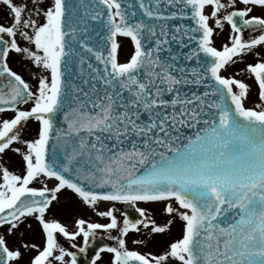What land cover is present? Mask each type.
I'll use <instances>...</instances> for the list:
<instances>
[{
    "label": "water",
    "instance_id": "1",
    "mask_svg": "<svg viewBox=\"0 0 264 264\" xmlns=\"http://www.w3.org/2000/svg\"><path fill=\"white\" fill-rule=\"evenodd\" d=\"M218 1L58 0L41 165L89 197L176 198L191 212L187 264H264V118L243 110L217 74L200 6ZM232 26L247 44L241 22ZM116 33L136 44L131 67L115 65ZM28 96L0 57V109ZM43 199L24 192L0 220ZM123 212L138 218L132 206Z\"/></svg>",
    "mask_w": 264,
    "mask_h": 264
},
{
    "label": "rangeland",
    "instance_id": "2",
    "mask_svg": "<svg viewBox=\"0 0 264 264\" xmlns=\"http://www.w3.org/2000/svg\"><path fill=\"white\" fill-rule=\"evenodd\" d=\"M226 1L225 10L238 6L237 0ZM17 2L23 4L24 11H17L15 16L25 22L27 20V28L17 42L18 54L10 64L25 81L32 96L10 111H0V179L3 187H12L14 191L27 185L29 179L43 178L44 188L55 189L56 200L62 201L63 206H71L73 212L82 214V236L94 231L116 241L124 249L139 250V255L152 264H185L180 242L184 238L188 212L181 209L176 201L137 203L141 216L135 224H130L122 217L118 203L101 200L83 203L63 185L56 184L57 180L40 173L41 176L36 170L39 133L45 119L46 99L49 102L52 89L51 62L56 53L53 0ZM221 12L225 11L214 13L211 10L205 14L210 29L209 44L225 49L230 43L228 48L233 51L234 32L223 20ZM3 13L6 14L5 11ZM40 18L44 21L38 23ZM235 47L240 58L234 60L229 59L228 50L221 49V75L226 76L244 107L254 113H264V77L262 83L253 80L256 72L264 71V42L247 49ZM134 53L130 37L116 38L118 63L128 64ZM10 182V185L4 186ZM6 193L2 191L0 194L2 202L7 198Z\"/></svg>",
    "mask_w": 264,
    "mask_h": 264
},
{
    "label": "flooded vegetation",
    "instance_id": "3",
    "mask_svg": "<svg viewBox=\"0 0 264 264\" xmlns=\"http://www.w3.org/2000/svg\"><path fill=\"white\" fill-rule=\"evenodd\" d=\"M226 3L227 1L224 0L219 6L204 5L203 7L206 8L204 9V17L211 10L214 13L224 10L225 12H221L223 20L231 12L235 14V19H238L239 14L242 13L244 19L256 18L264 22V6L237 0V7L225 10ZM19 10L24 11L23 4L18 3L17 0H0V47L4 44V63L11 71L14 69L10 63L18 54L17 42L24 36L27 28V20L25 22L22 18L15 16ZM43 21L44 19L40 18L38 23ZM262 42H264V38L252 46L261 45ZM229 44L226 45L225 49L215 48L222 52L221 49L228 50ZM236 46L241 49L252 47ZM227 54L230 60L240 58L237 57L236 53L231 54L227 51ZM239 61L242 62V60ZM256 76L262 83L264 71L256 72ZM43 182V178L29 179L28 186L23 189L46 191L48 189L43 187ZM10 184L11 182L4 186ZM2 191L7 192L6 195L9 196L6 202L10 201L14 194H11L12 187H3L0 179V194ZM56 198L52 193V198L46 208L30 210L11 222L0 223V242L6 251L7 264H118L116 255L120 252L123 254L129 252L140 254L139 250L124 249L110 238L102 236L107 240V246L100 248L91 258L86 260L80 254L84 252L89 238L101 235L92 231L82 236L80 227L82 214L70 210L71 206L69 205L63 206L62 201L56 200ZM4 204L0 203V207ZM76 255H79L77 260L74 259Z\"/></svg>",
    "mask_w": 264,
    "mask_h": 264
},
{
    "label": "bare ground",
    "instance_id": "4",
    "mask_svg": "<svg viewBox=\"0 0 264 264\" xmlns=\"http://www.w3.org/2000/svg\"><path fill=\"white\" fill-rule=\"evenodd\" d=\"M238 64H239V62H238ZM238 64H237V65H238Z\"/></svg>",
    "mask_w": 264,
    "mask_h": 264
}]
</instances>
